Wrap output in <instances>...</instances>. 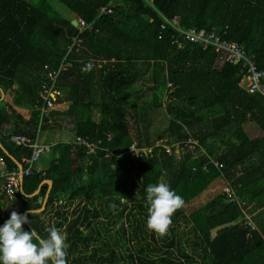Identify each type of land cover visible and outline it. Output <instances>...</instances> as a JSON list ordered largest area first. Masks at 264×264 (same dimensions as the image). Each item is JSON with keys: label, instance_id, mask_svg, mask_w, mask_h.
Instances as JSON below:
<instances>
[{"label": "trees", "instance_id": "16d2710c", "mask_svg": "<svg viewBox=\"0 0 264 264\" xmlns=\"http://www.w3.org/2000/svg\"><path fill=\"white\" fill-rule=\"evenodd\" d=\"M56 1L71 15L60 14L52 0H0V184L8 173L30 167L23 160L38 144L39 112L49 120H75L73 141L41 154L13 198L0 192V225L10 217L7 204L17 213L32 209V225L23 228L41 236L49 226L60 228L68 264H264V97L238 87L239 65L221 64L211 47L183 41L179 49L175 30L161 28L163 17H179L183 29L216 31L264 70V0ZM51 71L58 73L54 80ZM46 86L59 92L48 111ZM142 86L152 93L143 101ZM164 103L170 122L163 135L172 137L169 144L181 143L171 153L154 147L158 139L149 129ZM10 123L12 133L4 135ZM13 136L32 143L17 144ZM77 137L96 144L95 151L74 143ZM189 138L198 141L191 150ZM134 144L153 149L133 157ZM50 149L57 158L39 168ZM160 178L184 199L172 221L215 181L228 182L183 217L198 254L174 238L167 247L175 255L162 252L146 237L136 248L126 245L127 255L117 254L111 241L117 247L137 240L146 219L136 211L146 210L145 188ZM58 206L53 221L39 218Z\"/></svg>", "mask_w": 264, "mask_h": 264}, {"label": "built area", "instance_id": "2783aa9c", "mask_svg": "<svg viewBox=\"0 0 264 264\" xmlns=\"http://www.w3.org/2000/svg\"><path fill=\"white\" fill-rule=\"evenodd\" d=\"M163 20L164 22L161 25V28L163 30L167 26H170L175 30L176 35L173 38V44L177 46V48L182 49L183 41L202 46L205 50L209 49L210 47L213 48L214 52L218 55V59L221 64L228 63L240 66L241 77L238 81V87L241 90L248 94H260L264 97V70L260 69L257 64L253 60H251L243 46L235 41L225 39L216 31L208 32L205 29L198 30L195 28L183 29L180 26L179 17H174L172 19L163 17ZM77 24H80L78 26L80 29L85 27V22L82 20H78ZM67 65L70 66V64ZM89 65H91L90 62H87L86 67H84L83 70H86ZM47 75L51 78V80H54L58 77V73H56L55 71H51L47 73ZM58 94L59 92H57L53 88H47V86L44 87L42 98L47 104V108H45L46 111H48L53 105L50 98H53ZM11 140L20 145H27L32 143V141L25 136H13ZM172 141L173 139L169 136H167L165 139H163L162 137L156 141L154 147H162L166 152L171 153L172 149L175 146H181V143L179 142L169 144V142L171 143ZM74 143L79 146L87 147L89 149V153L95 151V146L93 144H88L87 140L83 138L77 137ZM185 145H189L194 148V146L198 145V141L189 138V140L185 142ZM47 149L48 146L45 144H33V152L31 157L24 158L23 160L25 163L29 164L30 167L24 171L12 172L6 175L5 180L1 185V190L6 193L7 197L13 198L14 195H16V193L19 191L22 178L30 174L31 166ZM152 149V147L140 149L137 147V145L134 144L130 147L129 153L133 157H136L139 155V153L143 151L151 152ZM211 162L214 164V166L218 168L220 167L218 162ZM225 192L229 198L234 197L236 194L234 189H232V187L230 186L225 188ZM247 218L250 219L248 216Z\"/></svg>", "mask_w": 264, "mask_h": 264}, {"label": "clouds", "instance_id": "9594fccd", "mask_svg": "<svg viewBox=\"0 0 264 264\" xmlns=\"http://www.w3.org/2000/svg\"><path fill=\"white\" fill-rule=\"evenodd\" d=\"M145 194L147 229L161 236L167 234L173 215L184 205L183 197L163 181L148 184ZM30 215L32 209L26 213L12 211L0 225V264H68L66 234L55 226L46 228V236L33 228L25 230L24 225H32Z\"/></svg>", "mask_w": 264, "mask_h": 264}, {"label": "rangeland", "instance_id": "374dc122", "mask_svg": "<svg viewBox=\"0 0 264 264\" xmlns=\"http://www.w3.org/2000/svg\"><path fill=\"white\" fill-rule=\"evenodd\" d=\"M52 3L54 5L55 9L60 12V14L65 15V16L71 15L69 10L67 8H65L63 5L59 4L58 1L52 0ZM77 26H78V24H77ZM146 85L148 87H151L147 81H146V84H144V86H146ZM144 86H142V89L144 90L143 91L144 96L141 99V101L144 100V97L146 99H148L152 95V93L150 91L146 90V87H144ZM167 105H168L167 103H164L163 107L159 108V110L157 111V114L154 117V120L151 121V123L149 124L151 136L154 139H156V138L159 139L157 137V135H160L161 138L163 137V139H165L167 137L166 135H163L164 132L168 129V125L170 122L169 121L170 118L168 117V115L166 113ZM140 125L143 129L144 124H140ZM131 130L135 131L134 126H131ZM154 133H155V135H154ZM188 148L191 150L193 147L188 145ZM185 152H186L185 148L180 149V156H183L185 154ZM180 156L178 157V159H180ZM160 181L167 183V181L164 178H160ZM222 181H224V180H222ZM222 181L221 180L217 181L216 185L211 186L206 192H204L198 198L193 200L189 205H187L183 208L182 217H180V218L177 217L174 221H172V224L169 227V230H168L169 237H166V235L161 236V235L154 233L153 231L147 229L146 224H144L143 225L144 228L142 229L141 234L138 236V238L135 242H133V243H131V242L129 243L128 241L122 242L120 246L116 247L115 243L111 241L112 247H115L119 251L117 254L123 253L124 255H127V253L129 251L127 249L128 246H126V245H129L130 247L136 248L138 245L137 243H139V242L143 243V237H146L147 241L152 244L153 248H158L162 252H165L168 250L169 252H172V254L175 255L176 249H171V248L167 247V244H169L171 242V238H174V241L176 242L177 245L180 242L182 244V247L187 251V253L196 256L198 254V252H195V251L192 252V250L190 248V240L192 239V235L190 234V225L186 224V221L183 220V217L188 216L193 210L200 207L201 205H204L209 200L216 197L218 194H221L222 193V185H223ZM59 208H60L59 206L54 207L53 209H50L48 211V213H46L45 215H41L39 218H41L43 220V222H45V223H47L48 221H53V219L55 217L54 213ZM147 209H148V207L146 208V210L144 212H137L136 211V214L140 216V219H147V215H148ZM12 211H17V207L14 206L13 204H7L6 212L8 214H11ZM127 213L128 212H125L123 214L122 218L125 221V223L127 225H129V223L126 222L127 221V217H126ZM138 213H140V214H138ZM100 220H102V219H100ZM114 233L115 232H111L110 234L114 235ZM152 234L155 235V240H157V242H155V243L153 242V239L151 237ZM102 235L106 236V240L108 239L107 235H105V234H102ZM124 239L126 240L127 237H124ZM132 250H134V248H132ZM107 264H111V263L108 262ZM126 264H129V263H126Z\"/></svg>", "mask_w": 264, "mask_h": 264}, {"label": "crops", "instance_id": "0c3cea01", "mask_svg": "<svg viewBox=\"0 0 264 264\" xmlns=\"http://www.w3.org/2000/svg\"><path fill=\"white\" fill-rule=\"evenodd\" d=\"M3 98H4V96L2 95V99ZM39 113H40V116H39V123L38 124H39V126H42L39 130V131H41L40 136H39V141H38L39 144L40 143L45 144L48 146V149H49L51 146L56 145L60 142L63 143L64 141L67 142V141H73L74 140V136H75V134H74V127H75L74 118L63 119V120L59 119V118L55 120V118H54V119L49 120L50 114L44 115L43 112H39ZM46 116L48 117V124L47 125L45 124ZM13 129H14V127L10 123L3 128V134L9 135L10 133H12ZM94 146L97 147L96 144H94ZM55 158H57V155L55 153H52V151L50 149V151H47L44 155H42V157L40 159V162L42 161V163L38 164L39 168H41L43 165L47 166V164L52 162ZM0 163H1V161H0ZM223 180L224 181H222V179H221V181L223 182L222 186H224L226 183H228L225 179H223ZM217 181H219V179ZM217 181H215L211 186L216 185ZM1 191L2 190H1V184H0V192ZM43 208H44V206H43ZM73 208H74V206H72L70 210L72 211Z\"/></svg>", "mask_w": 264, "mask_h": 264}, {"label": "water", "instance_id": "95a60500", "mask_svg": "<svg viewBox=\"0 0 264 264\" xmlns=\"http://www.w3.org/2000/svg\"><path fill=\"white\" fill-rule=\"evenodd\" d=\"M72 25H73V26H77V21L74 20V21L72 22Z\"/></svg>", "mask_w": 264, "mask_h": 264}]
</instances>
